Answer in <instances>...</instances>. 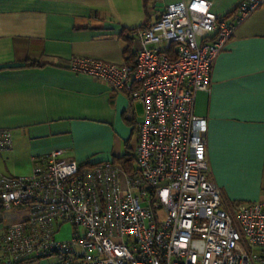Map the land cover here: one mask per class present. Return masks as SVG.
<instances>
[{
    "label": "built area",
    "instance_id": "obj_1",
    "mask_svg": "<svg viewBox=\"0 0 264 264\" xmlns=\"http://www.w3.org/2000/svg\"><path fill=\"white\" fill-rule=\"evenodd\" d=\"M263 2L237 0L230 15L207 0L168 3L136 29L133 63L71 58V70L141 104L134 167L81 164L55 148L27 175L0 172V206L26 212L0 229V264L50 256L51 264H264V198L223 207L209 176L207 121L193 111L218 53ZM11 145L0 128V151ZM65 223L71 236L56 239Z\"/></svg>",
    "mask_w": 264,
    "mask_h": 264
},
{
    "label": "crops",
    "instance_id": "obj_2",
    "mask_svg": "<svg viewBox=\"0 0 264 264\" xmlns=\"http://www.w3.org/2000/svg\"><path fill=\"white\" fill-rule=\"evenodd\" d=\"M178 1L190 0H0V128L12 138L0 151V171L28 174L55 148L81 164L133 153L141 104L69 62L78 56L131 63L136 29ZM207 1L217 15L233 14L237 2ZM193 111L207 121L209 176L223 207L263 199L264 2L218 53ZM17 264L50 263L30 257Z\"/></svg>",
    "mask_w": 264,
    "mask_h": 264
},
{
    "label": "rangeland",
    "instance_id": "obj_3",
    "mask_svg": "<svg viewBox=\"0 0 264 264\" xmlns=\"http://www.w3.org/2000/svg\"><path fill=\"white\" fill-rule=\"evenodd\" d=\"M133 138H134V136H132V139ZM0 172H2V170ZM2 173L7 174V173H13V172L11 170L10 171L3 170ZM14 173L16 174V172H14ZM20 175H27V174H20ZM242 202H244V201L230 200L229 207L232 209V212H236L238 205L241 204ZM25 214H26L25 210H22V209H19V210L2 209V210H0V225L7 224L13 220L19 219L20 217L24 216ZM72 231L73 230H72L71 225L65 223L61 226L60 230L56 233V239H59V240L68 239L71 236ZM258 250L259 249L257 247L254 248V252H258ZM46 260H47V262H49L51 264L54 260V257L50 256V257L46 258Z\"/></svg>",
    "mask_w": 264,
    "mask_h": 264
},
{
    "label": "trees",
    "instance_id": "obj_4",
    "mask_svg": "<svg viewBox=\"0 0 264 264\" xmlns=\"http://www.w3.org/2000/svg\"><path fill=\"white\" fill-rule=\"evenodd\" d=\"M230 14V13H228ZM134 61V60H133ZM133 61L131 63H133ZM37 62H31L29 64H36ZM118 162L122 165V167L125 169V171L129 172L134 167V158L131 151L125 152L122 156L118 157ZM102 162V161H99ZM94 162V163H99ZM2 208V207H1ZM26 261V260H24ZM23 262V261H21Z\"/></svg>",
    "mask_w": 264,
    "mask_h": 264
}]
</instances>
